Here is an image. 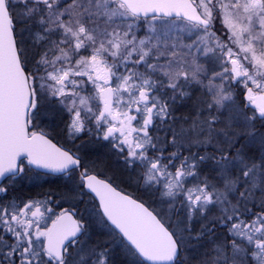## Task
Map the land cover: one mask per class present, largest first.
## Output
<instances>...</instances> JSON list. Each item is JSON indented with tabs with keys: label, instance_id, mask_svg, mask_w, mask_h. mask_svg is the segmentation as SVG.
Returning <instances> with one entry per match:
<instances>
[{
	"label": "snow or ice",
	"instance_id": "obj_1",
	"mask_svg": "<svg viewBox=\"0 0 264 264\" xmlns=\"http://www.w3.org/2000/svg\"><path fill=\"white\" fill-rule=\"evenodd\" d=\"M0 264H264V0H0Z\"/></svg>",
	"mask_w": 264,
	"mask_h": 264
},
{
	"label": "trees",
	"instance_id": "obj_2",
	"mask_svg": "<svg viewBox=\"0 0 264 264\" xmlns=\"http://www.w3.org/2000/svg\"><path fill=\"white\" fill-rule=\"evenodd\" d=\"M184 111V110H181ZM179 114V113H178ZM104 151H108L107 149H104ZM110 169L111 174L116 178V182L119 183L122 187L127 188L129 191H132L133 189L128 186L126 182V173L123 171V166L119 164L114 158L110 159ZM47 187H56L55 184L53 185H44V188ZM42 188L35 187L33 184H30L28 182H22L19 194L22 195H29L34 194L38 191H42Z\"/></svg>",
	"mask_w": 264,
	"mask_h": 264
}]
</instances>
